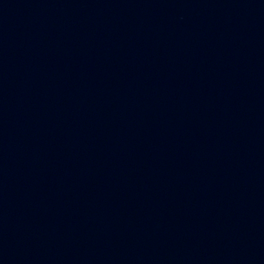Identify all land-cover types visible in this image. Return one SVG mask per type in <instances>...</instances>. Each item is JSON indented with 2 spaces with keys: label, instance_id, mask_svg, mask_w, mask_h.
I'll use <instances>...</instances> for the list:
<instances>
[{
  "label": "water",
  "instance_id": "obj_1",
  "mask_svg": "<svg viewBox=\"0 0 264 264\" xmlns=\"http://www.w3.org/2000/svg\"><path fill=\"white\" fill-rule=\"evenodd\" d=\"M0 264H264V0H0Z\"/></svg>",
  "mask_w": 264,
  "mask_h": 264
}]
</instances>
